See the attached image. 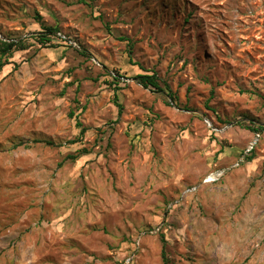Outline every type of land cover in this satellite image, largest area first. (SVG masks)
Instances as JSON below:
<instances>
[{"label":"rangeland","instance_id":"1","mask_svg":"<svg viewBox=\"0 0 264 264\" xmlns=\"http://www.w3.org/2000/svg\"><path fill=\"white\" fill-rule=\"evenodd\" d=\"M0 39V264H264V0H0Z\"/></svg>","mask_w":264,"mask_h":264},{"label":"trees","instance_id":"2","mask_svg":"<svg viewBox=\"0 0 264 264\" xmlns=\"http://www.w3.org/2000/svg\"><path fill=\"white\" fill-rule=\"evenodd\" d=\"M58 32L57 28L47 27L45 28L44 32H40L33 38L42 45H45V43L50 42V36H55ZM25 44L22 40L20 41H4L0 39V71L4 68L5 65L9 64L11 57H13L14 53L17 51L25 50ZM83 56H86V53H81ZM137 81L143 85L145 88L153 87L156 91L164 94L167 97H170L171 99H174V95L171 91H169L168 88H164L163 85H161L159 79L156 75H149V74H139L136 76ZM168 91V92H167ZM76 125L78 127H81V124L79 121H77ZM264 127H259L258 130H263ZM84 129H82V132ZM47 144H52L51 142H47ZM254 153V149L250 152V154L247 157V160H252V154ZM71 159H76L75 155L69 156ZM163 260L164 264H168L169 260L166 256L165 250H163Z\"/></svg>","mask_w":264,"mask_h":264},{"label":"built area","instance_id":"3","mask_svg":"<svg viewBox=\"0 0 264 264\" xmlns=\"http://www.w3.org/2000/svg\"><path fill=\"white\" fill-rule=\"evenodd\" d=\"M208 125L211 127V124L209 121H207ZM257 144L256 141H254L251 146L249 147V149L247 150V153H250L255 145ZM238 165V164H236ZM239 166V165H238ZM227 173V169H218L212 173H210L204 180L205 183H215L217 181H219L220 179H222ZM190 192L192 191V189L189 190ZM159 231V229H158Z\"/></svg>","mask_w":264,"mask_h":264}]
</instances>
